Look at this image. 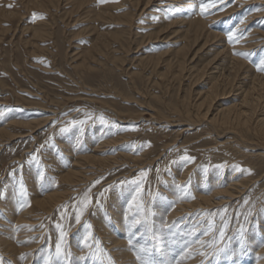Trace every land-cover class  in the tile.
I'll return each mask as SVG.
<instances>
[{"label": "rangeland", "instance_id": "obj_1", "mask_svg": "<svg viewBox=\"0 0 264 264\" xmlns=\"http://www.w3.org/2000/svg\"><path fill=\"white\" fill-rule=\"evenodd\" d=\"M183 1L0 0V130L15 137L8 142L11 136L0 134V240L8 238L13 247L0 244V264H123L127 258L112 253L122 239L140 264H157L161 244L183 243V232L202 237L203 249H193L195 264H251L264 256V237L258 234L264 231V149L244 128L236 127L248 144L208 124L219 108L239 103L249 80L243 75L228 86L222 79L211 97L205 94L211 72H196L218 55L221 41L230 46L236 40L249 45L239 50L248 56L245 70L264 81V0H195L204 14L198 9L194 16H205L208 31L222 38L198 41L189 52L192 62L172 73L162 61L181 43L180 25L158 31L183 12ZM160 54L159 65L145 64ZM258 91L253 120L264 116V86ZM203 98L209 114L194 117L196 110H207H195ZM188 114L192 119L186 121ZM26 121L33 125L22 126ZM82 154L103 162L91 163L76 184L62 181ZM213 172L220 179L210 186ZM228 179L248 185L227 199L217 192L229 186ZM53 189L64 198L48 205L43 200ZM195 190L204 193L201 199L214 191L221 196L214 193L213 202L203 204ZM172 208L181 213L170 217ZM25 210L26 221L18 222ZM114 214L118 220H111ZM127 228L135 236L120 235ZM174 257L173 264L184 263L183 256Z\"/></svg>", "mask_w": 264, "mask_h": 264}, {"label": "bare ground", "instance_id": "obj_2", "mask_svg": "<svg viewBox=\"0 0 264 264\" xmlns=\"http://www.w3.org/2000/svg\"><path fill=\"white\" fill-rule=\"evenodd\" d=\"M182 1V0H181ZM185 1V0H184ZM183 1V6L181 7L182 9H183V12L182 13H180V14H174V17H173V19H172V21H169L168 19L165 21V23H163V24H165V25H163L162 26V28L158 31V32H161V31H163V30H165L166 28H169V27H171V26H173L174 24H178V25H180L179 26V31L178 32H176V33H178V35L180 34V39H181V43H179V45H176V48H174L173 50H171L170 51V53H168V58L167 59H165L164 61H162L163 63H165V66L168 68V69H172L173 71H172V73H174V70L175 69H177V71H178V73H179V71H184V69H185V65L186 64H188V63H190V62H192V60H189V52H190V50H191V48L195 45V44H197V42L198 41H200L201 39H203L204 40V37H205V39H206V41H204L205 43L207 42V40L208 39H220L219 40V42L221 41V35H219V34H215V33H212L211 32V30H210V32L208 31V19L207 18H204L202 15L200 16V17H198V18H196L194 15L197 13L198 14V12H197V10L198 11H200V8H199V5H198V3H195V0H186L185 2ZM210 1V0H209ZM38 2V1H37ZM148 4V2L146 3V5ZM207 4L208 3H206V6H207ZM203 5V4H202ZM198 7V8H197ZM201 7V6H200ZM178 9H180V8H178ZM177 9V10H178ZM205 9H206V7H205ZM175 10V9H174ZM173 10V11H174ZM175 12V11H174ZM200 12H202L203 14H204V12L203 11H200ZM163 13V12H162ZM168 13V12H167ZM179 13V12H178ZM6 14V13H5ZM169 14V13H168ZM199 14H201V13H199ZM208 14V13H207ZM171 16V15H170ZM207 16V15H206ZM99 17H103V14H99ZM168 17V16H167ZM164 18H166V15L163 17V20H164ZM190 18H192V19H190ZM225 18V17H224ZM187 19H190V20H187ZM214 19H216V18H214ZM221 18H219V20H220ZM227 20V19H226ZM128 22L127 23H129L130 21L129 20H127ZM216 21V20H215ZM223 23V22H222ZM173 24V25H172ZM213 24V23H212ZM224 26V25H223ZM223 26H222V28H223ZM220 28V27H219ZM222 28H221V30H222ZM225 28V27H224ZM228 28V27H227ZM230 30V29H229ZM166 31V30H165ZM174 31V30H173ZM228 31V30H227ZM234 31V30H233ZM224 32V31H223ZM222 33V32H221ZM228 33V32H227ZM233 33V32H232ZM236 33V32H235ZM172 34V33H171ZM225 34H226V31H225ZM229 34H230V32H229ZM234 34V33H233ZM99 36L98 37H103V35L102 34H98ZM173 35V34H172ZM242 35V34H241ZM226 36V35H225ZM100 37V38H101ZM176 37V36H175ZM178 37V36H177ZM248 38H249V36H247ZM179 38V37H178ZM229 38V37H228ZM99 39V38H98ZM105 39V38H104ZM102 41V40H101ZM179 41V40H178ZM224 41V40H223ZM223 41H221V43H220V47H221V51L220 52H218L217 54V56H215L214 58H212L211 60H208V62H206V64H204L203 66H201L199 69L197 68V70H196V72L198 73V74H200V72H203V71H210L211 72V75H212V79H211V83H210V86H209V88H208V90L205 92V94H208V93H211V94H213L211 97H214V95H216V94H214L215 92L216 93H218V90L223 86L222 85V83L220 82V80H222L223 79V82L225 81V82H227V84H228V86H230L231 84L233 85V83L234 82H236V80L239 78V77H241V76H243V75H245L244 77H242L241 79L243 80V81H247L248 82V80H249V83H247L246 85L245 84H242V85H244V87L242 88V90H240L241 91V95H240V100H239V103H237V104H234V105H231V106H226V107H221V108H219L217 111H216V114H214V116L211 118L210 116H209V122H208V124H210V125H217V129L219 128L220 129V131L222 132V134L224 135V136H226V135H229V133H232L233 135L235 134V136L239 139V141H240V143H247V142H245V141H243L242 140V136L240 135V134H242V132L241 131H238L237 132V128L236 127H240V128H244V132H246L247 130H248V132H250V133H252L253 135L255 134V139H254V141H256V143L259 145V146H262V148L264 149V116L262 117L261 116V118L260 117H257V118H255L254 120H253V118L255 117L254 115H255V108H256V106H258L259 104H257L258 103V101L261 99L260 98V96H259V91H258V88H260V87H262V86H264V81H262V79L260 80V78L259 77H257V76H252L250 73H249V71L247 70H245V62H244V59H245V57H248V56H242L240 53L243 51H241V52H239V50L242 48V47H248L249 45H245L247 42H245V44L244 45H241V43L240 42H236V40H233V41H235V42H233L230 46H226L224 43H223ZM229 41V40H228ZM97 42H99V40L97 41ZM225 42H227V41H225ZM230 42V41H229ZM229 42H227V45H228V43ZM232 42V41H231ZM101 43H103V42H101ZM204 43V44H205ZM209 43V42H208ZM257 43V42H256ZM230 44V43H229ZM254 44V43H253ZM103 45V44H102ZM203 46V45H202ZM219 47V46H218ZM94 48L96 49V50H98L99 48H100V46L99 45H96L95 44V46H94ZM228 48V49H227ZM250 48V47H249ZM256 49V48H255ZM197 50H199V49H197ZM254 51V50H253ZM198 52V51H197ZM258 52V51H257ZM89 53H91V52H89ZM89 53H87V55H89ZM222 53H227V55L226 56H223V58H221V55H222ZM243 54V53H242ZM251 54H253V53H251ZM161 55L162 54H160V55H158V56H155V57H149V58H146L145 59V64L146 65H151V66H153V67H156L157 65H159L160 63H161ZM191 55V54H190ZM83 56V55H82ZM194 57H195V55H194ZM243 57H244V59H243ZM259 57V56H258ZM86 59H87V57H85ZM220 58V59H219ZM216 59H219V60H217L216 61ZM251 59H253V58H251ZM250 59V60H251ZM190 61V62H189ZM252 61V60H251ZM248 63H250V61L248 62ZM256 63V62H255ZM252 65V64H251ZM253 66V65H252ZM255 69V68H254ZM245 71V72H244ZM251 71V73L254 71H252V70H250ZM256 72V71H255ZM176 73V72H175ZM204 73V72H203ZM207 73V72H206ZM254 73V72H253ZM262 73V72H261ZM257 74V73H256ZM260 74V73H259ZM176 75V74H175ZM174 76V75H173ZM177 76V75H176ZM181 76V75H180ZM209 76V75H208ZM261 76V75H260ZM178 77V76H177ZM261 78H262V76H261ZM264 79V78H263ZM231 80V81H230ZM237 83V82H236ZM235 85V84H234ZM237 88V87H236ZM263 91H261L260 92V94L262 93ZM263 94V93H262ZM202 95H203V93H202ZM260 98V99H259ZM206 102H207V100L205 99V98H203V100L200 102V103H198V104H196L195 105V110L197 109V108H202V107H206L207 106V104H206ZM183 106H184V108H186V106H187V108L189 107L188 106V104L187 105H185V104H183ZM208 106H209V104H208ZM190 108V107H189ZM193 108H194V106H193ZM207 108V107H206ZM24 109V108H23ZM30 109V108H29ZM181 110H183V109H181ZM194 110V111H195ZM44 111V110H43ZM51 111V110H50ZM197 111V113H196V115H194V117H199V116H203V117H207V115L209 114V112H208V108H207V110H206V112L204 113L203 112V114L201 113L200 114V112H198V110H196ZM10 112V111H9ZM184 112H186L185 110H184ZM51 113V112H50ZM194 113V112H193ZM208 113V114H207ZM49 114V113H48ZM190 114H191V112H190ZM195 114V113H194ZM43 115V114H42ZM186 115H187V112H186ZM199 115V116H198ZM211 115V114H210ZM257 115V114H256ZM189 116H191V115H189L188 114V116L187 117H185V119H186V121H189V119H187ZM40 117V116H39ZM42 117V116H41ZM40 117V118H41ZM49 117H51V116H49ZM49 117H48V120H49ZM153 118V117H152ZM189 118H191V117H189ZM192 119V118H191ZM253 120V122L251 123V121ZM13 121V120H12ZM11 121V122H12ZM28 121V120H27ZM25 122V123H22V126H26V127H31L32 125H33V123H28V122ZM32 121V120H31ZM38 121V120H37ZM185 121V122H186ZM207 121H208V119H207ZM14 122V121H13ZM41 122V121H40ZM43 122H45V121H43ZM16 123H17V121H16ZM35 123V122H34ZM39 123V122H38ZM125 123H127V122H125ZM18 124V123H17ZM37 124V123H36ZM15 125V124H14ZM21 125V124H20ZM187 125V124H186ZM120 127H121V125H120ZM214 130H215V127L213 126L212 127ZM120 130H121V128H119ZM180 130H182V129H180ZM239 130V129H238ZM7 130H5L4 128L2 129L1 128V130H0V134H2L3 136L4 135H8V137H10L11 135L10 134H7L8 132H6ZM213 131V130H212ZM10 133V132H9ZM19 134V133H18ZM221 134V135H222ZM20 135H22V133L20 134ZM221 135H220V137H221ZM16 136V135H15ZM223 136V137H224ZM232 136V135H231ZM235 136H234V140H236L235 139ZM18 137H20V136H18ZM222 137V138H223ZM230 137V136H229ZM124 138V137H123ZM13 139H15V137H14V135L13 136H11L10 137V139H8V142H10V141H12ZM219 139V138H218ZM220 140V139H219ZM222 140V139H221ZM232 140V139H231ZM230 140V141H231ZM253 140V139H252ZM113 141L115 142V140L113 139ZM78 142V141H77ZM118 142V141H117ZM224 142V141H223ZM226 142L227 141H225V144H226ZM74 143V142H73ZM219 143V142H218ZM115 144V143H114ZM224 144V143H223ZM224 144V145H225ZM228 144H231V143H229L228 142ZM235 144V143H234ZM248 144V143H247ZM253 143H249V145L251 146ZM255 144V143H254ZM78 145V144H77ZM221 145V144H220ZM223 145V146H224ZM227 145V144H226ZM236 145V144H235ZM232 146H233V142H232ZM231 146V147H232ZM256 146V145H255ZM78 147V146H77ZM236 147V146H235ZM73 148V147H72ZM221 148H222V146H221ZM71 149V148H70ZM78 149V148H77ZM217 149V148H216ZM258 149V148H257ZM96 150V149H95ZM260 150V149H259ZM258 150V151H259ZM76 151V150H75ZM257 151V150H256ZM97 152V151H96ZM67 153H68V151H67ZM71 153V152H70ZM76 153H78L77 151H76ZM95 153V152H94ZM256 153V152H255ZM69 154V153H68ZM83 155V154H82ZM86 155V154H85ZM85 155H83V157L82 158H80V156H79V159L75 162V165H74V167L72 168V170H70V171H68V172H66L63 176H61V180L62 181H65V182H69V183H71V184H76V182H80V181H82V177L80 176V175H83L82 174V172L85 174L86 172H89L90 170H89V165L91 166V163H93L94 161H102L101 159H98V158H96V157H94V156H87V157H84ZM65 156V155H64ZM97 156V155H96ZM131 157V156H130ZM261 157V156H260ZM133 159H135V158H133ZM132 159V160H133ZM141 159H142V157H141ZM92 160V161H91ZM106 160H108V159H106L105 158V161ZM74 162V161H73ZM103 162V161H102ZM109 162H110V160H109ZM236 162V161H235ZM101 163V162H100ZM230 164V163H229ZM139 165V164H138ZM233 165V164H232ZM237 167V166H236ZM235 167V168H236ZM82 169V170H81ZM184 169H186V168H184ZM232 170V169H231ZM242 171V170H241ZM222 172H223V170H222ZM225 172H227V171H225ZM187 173H189V172H187ZM240 173V172H239ZM183 174V173H182ZM184 174H185V171H184ZM244 174V173H243ZM224 175H225V173H224ZM240 175H241V173H240ZM85 176V175H84ZM228 176H231V173L229 172L228 173ZM232 176L234 177V176H236V172H233L232 173ZM186 177V176H185ZM202 177V176H201ZM81 178V179H80ZM181 179H183L184 177H180ZM235 178H237V177H235ZM240 178V177H239ZM242 179H243V177H241ZM203 179V178H202ZM219 179H220V177L219 176H217L214 172L213 173H211V175H209V185L211 186V184H214V185H216V184H218V182L217 181H219ZM230 179V178H229ZM228 179V182H230L228 185V187L223 191V192H217V193H221V194H223L224 196H227V199L228 198H233L236 194H238L239 192H240V190H241V188H243L244 187V185L245 184H247L248 185V183H245L244 181H239V179H238V181L236 180V182L233 180V179H231V180H229ZM192 180V179H191ZM255 180V179H254ZM182 181V180H181ZM187 181V180H186ZM64 182V183H65ZM197 182V181H196ZM187 183V182H186ZM192 183V182H191ZM245 183V184H244ZM65 185V184H64ZM170 185H172V184H170ZM72 186H75V185H72ZM183 186V185H182ZM219 186V185H218ZM227 186V185H226ZM243 186V187H242ZM173 187V186H172ZM189 187H190V185H189ZM63 188V187H62ZM62 188H60L61 190H62ZM64 189V188H63ZM223 189V188H222ZM245 189H247L246 187H245ZM249 189V188H248ZM66 190V189H65ZM173 190V189H172ZM215 190V189H214ZM213 190V191H214ZM217 190V189H216ZM215 190V191H216ZM53 192H51L50 194H48L47 196H45V198H44V202L45 203H48V205L50 204V205H53V203H57V202H59V201H61L63 198H64V192H62V191H60V190H55L54 191V189L52 190ZM75 191V190H74ZM214 191V193L216 194V195H218L216 192ZM218 191V190H217ZM72 192V191H71ZM163 193H164V191H162ZM186 192H187V190H186ZM74 193V192H73ZM179 193V192H178ZM195 197L197 198H200L201 199V197H202V194H204V193H200L199 191H197V190H195ZM209 193V192H208ZM213 193V194H214ZM246 193V192H245ZM175 194V193H174ZM191 194V193H190ZM209 194H212V193H209ZM211 195L210 197H203V199H201V201L203 202V204H210V203H212L213 202V198H214V196L215 195ZM258 194V193H257ZM163 195V194H162ZM171 195V194H170ZM204 196V195H203ZM218 196H221V195H218ZM238 196V195H237ZM183 197V196H182ZM194 197V196H193ZM193 197H191V198H193ZM195 197L193 198V199H195ZM213 197V198H212ZM236 197V196H235ZM242 197V196H241ZM184 198V197H183ZM191 198H189L190 200H192ZM175 199H176V197H175ZM189 199H187V200H189ZM239 199V198H238ZM15 200V199H14ZM207 200L209 201V202H207ZM212 200V201H211ZM235 200V199H234ZM40 201V200H39ZM42 201V200H41ZM177 201V200H176ZM182 201V200H181ZM194 201H196V200H194ZM211 201V202H210ZM17 202V201H16ZM119 202V201H118ZM151 202V201H150ZM189 202V201H188ZM191 202H193V201H191ZM199 202H200V200H199ZM220 202H222L221 201V199H220ZM229 202V201H228ZM9 203V202H8ZM132 203H133V201H132ZM190 203V202H189ZM217 203V202H216ZM224 203V202H223ZM10 204V203H9ZM9 204L7 205L8 207L7 208H9V210H10V206H9ZM13 204H14V202H13ZM44 204V203H43ZM43 204H41V205H43ZM173 204V203H172ZM195 204V205H194ZM238 204H239V202H238ZM11 205V204H10ZM168 205V204H167ZM190 205V204H189ZM188 205V206H189ZM193 206H195V207H197V205H196V203L195 202H193V204H192ZM216 205V204H215ZM220 205V204H219ZM262 205V204H261ZM12 206V205H11ZM163 206V205H162ZM185 206V205H184ZM188 206H187V208H188ZM200 206H204V205H200ZM211 206V205H210ZM170 207V206H169ZM205 207V206H204ZM185 208V207H184ZM6 209V208H5ZM125 209V208H124ZM147 209V208H146ZM182 209V208H181ZM193 209H194V207H193ZM200 209V208H199ZM262 209V208H261ZM126 210V209H125ZM167 210H170L169 212L170 213H168L169 214V216L171 217V216H176V215H178L179 214V212H178V210L176 211V213H175V210H173V208L172 209H167ZM259 210V209H258ZM21 211V210H20ZM111 211V210H110ZM132 211V210H131ZM185 211V210H184ZM183 211V212H184ZM199 211V210H198ZM206 211V210H205ZM2 212V211H1ZM24 213L23 214H21L22 212H20V214H21V216L19 217V219H18V222H22L23 220L24 221H26V217H27V214L29 213L27 210H25V211H23ZM186 212V211H185ZM191 212V211H190ZM69 213V212H68ZM181 213V212H180ZM196 213V212H195ZM257 213V212H256ZM261 213V212H260ZM19 214V215H20ZM258 214H259V212H258ZM262 214V213H261ZM115 215V214H114ZM123 215V214H122ZM188 215H189V213H188ZM192 215V214H191ZM207 215V214H206ZM71 216V215H70ZM116 217H111V220H112V218H117V220H118V217H117V215H115ZM185 216V215H184ZM201 216V215H200ZM199 216V217H200ZM253 216V215H252ZM256 216V215H255ZM260 216V215H259ZM29 217V216H28ZM189 217V216H188ZM191 217V216H190ZM196 217V216H195ZM186 218V217H185ZM193 218V217H192ZM192 218H189V219H192ZM261 218V217H260ZM264 218V217H263ZM168 219V218H167ZM166 219V220H167ZM203 219V218H202ZM11 220V219H10ZM115 220V219H114ZM116 220V221H117ZM194 220V219H193ZM197 220V219H196ZM257 220V219H256ZM259 220V219H258ZM115 221V222H116ZM183 221V220H182ZM249 221H251V220H249ZM134 222V221H133ZM180 222H181V220H180ZM180 222H178V223H180ZM198 222H199V220H198ZM204 222V221H203ZM252 222V221H251ZM254 222H255V220H254ZM257 222V221H256ZM255 222V223H256ZM113 223V222H112ZM119 222H117V224H118ZM120 223L121 224H123V222H121L120 221ZM185 223H187V222H185ZM190 223H192V222H190ZM254 223V224H255ZM259 223H260V221H259ZM114 224V223H113ZM196 224H200V222L199 223H196ZM204 224V223H203ZM116 225V224H115ZM114 225V226H115ZM120 225V224H119ZM124 225V224H123ZM182 225V224H181ZM187 225V224H186ZM202 225V224H201ZM248 225V224H247ZM118 226V225H117ZM125 226V225H124ZM124 226H123V228H124ZM131 226V225H130ZM190 226V225H189ZM197 226V225H196ZM195 226V227H196ZM250 226H252V225H250ZM254 226V225H253ZM260 226V225H259ZM20 227V226H19ZM106 227V226H105ZM128 227V226H127ZM199 227V226H198ZM261 227H264V226H261ZM116 229H118L117 227H115ZM121 228V227H120ZM133 228V227H132ZM185 229H187L186 228V226L184 227ZM197 228V227H196ZM248 228V227H247ZM195 229V228H194ZM203 229V228H202ZM250 229H251V227H250ZM264 229V228H263ZM22 230V229H21ZM115 230V229H114ZM125 230V229H124ZM134 230V229H133ZM188 230V229H187ZM186 230V231H187ZM190 230V229H189ZM196 230V229H195ZM213 230V229H212ZM254 230V229H253ZM102 231V230H101ZM105 232H106V230H104ZM120 231H122L121 229H120ZM120 231H118L119 233H120V235H122V236H125V234H126V238H127V236L128 235H130L131 233V228L130 229H128L127 228V230L126 231H122V232H124V233H122V232H120ZM135 231V230H134ZM182 231H183V229H182ZM193 231V230H192ZM197 231V230H196ZM216 231V230H215ZM257 231V230H256ZM109 232V231H108ZM107 232V233H108ZM114 233H115V231H113ZM177 232V231H176ZM251 232H252V230H251ZM30 233V232H29ZM110 233V232H109ZM108 233V234H109ZM130 233V234H129ZM136 233V232H135ZM190 233H191V230H190ZM199 233H201V232H199ZM211 233V232H210ZM244 233H246V232H244ZM250 233V232H249ZM257 233H258V231H257ZM194 234H195V232H194ZM203 234V233H202ZM201 234V235H202ZM247 234V233H246ZM246 234H245V236L244 237H246ZM253 234V233H252ZM254 234H255V232H254ZM261 237H264V231L262 230V229H260V231H259V233H258ZM131 235H133V236H135V234L133 233V234H131ZM179 235H182V237H181V241L183 242V243H181V244H178L177 245V242H176V245L173 243H171V242H169L170 240H168V242H167V240H166V242H164V244H161V247L159 248V250H158V258L156 259V263L157 264H173L174 263V261L176 260L175 259V257L174 256H183V261H184V263L183 262H180V264H195L194 263V255L195 254H193V249H194V247H196L197 245L198 246H201V244L203 243V242H201V239H202V237L201 238H192L193 236H192V233L189 235L188 234V232L186 233V232H183V234L181 233H179ZM188 235V236H187ZM209 235V234H208ZM213 235V234H212ZM235 235V234H234ZM33 236V235H32ZM113 236V235H112ZM195 236V235H194ZM197 236H199L198 235V232H197ZM196 236V237H197ZM211 236V235H210ZM241 236V235H240ZM183 237H185V238H183ZM212 237V236H211ZM235 237V236H234ZM243 236H241V238H242ZM243 237V238H244ZM251 237V236H250ZM257 236H255V238H256ZM31 238V237H30ZM38 238V237H37ZM115 238V237H114ZM113 238V239H114ZM168 238V237H167ZM171 238V237H170ZM204 238V237H203ZM243 238L241 239V240H243ZM249 238V237H248ZM180 239V238H179ZM250 239V238H249ZM257 239V238H256ZM256 239H255V242H256ZM175 240V239H174ZM178 239H176V241H177ZM214 240V239H213ZM246 240H248L247 239V237H246ZM261 240H264V239H261ZM127 241H128V239H127ZM207 241V240H206ZM254 241V240H253ZM257 241H259V240H257ZM118 242V243H117ZM117 242H115V243H117V245L115 246V251L113 250V252L112 253H114L113 255L115 256V257H119V260H122L121 258H127L126 260H124V261H122L123 262V264H140L139 262L140 261H137V259H136V253L131 249V248H129V246H127L126 245V243L124 244V239H122V240H118ZM262 242V241H261ZM264 242V241H263ZM138 243V242H137ZM208 243H209V241H208ZM232 243V242H231ZM246 243V242H245ZM248 243V242H247ZM253 242H252V240L250 241V245L252 244ZM0 244L2 245V246H4V248L6 249V250H13V247H12V244L9 242V240H8V238H3V239H1L0 240ZM210 244H212V243H210ZM209 244V245H210ZM236 244H237V242H236ZM242 244V243H241ZM258 244V243H257ZM256 244V245H257ZM209 245H205V246H209ZM97 246V245H96ZM211 246V245H210ZM252 246V245H251ZM133 247V246H132ZM173 247V248H172ZM204 247V246H203ZM15 248V247H14ZM114 248V247H113ZM198 248V247H197ZM196 248V249H197ZM201 248H202V246H201ZM234 248V247H233ZM232 248V249H233ZM237 248V247H236ZM247 248V247H246ZM250 248V247H249ZM255 247H252V249L250 248V250H252V251H254L255 249H254ZM135 249V248H134ZM203 249V248H202ZM201 249V250H202ZM207 249V248H206ZM237 249H239V248H237ZM236 249V250H237ZM230 250V249H229ZM243 250V249H242ZM244 250H245V248H244ZM247 250H249V249H247ZM15 251V250H14ZM172 251H174V252H172ZM235 251V250H234ZM257 251V250H256ZM263 251V252H262ZM262 251H260L261 253H264V249L262 250ZM111 252V251H110ZM223 252V251H222ZM255 252V251H254ZM176 253V254H175ZM213 253V252H212ZM238 253V252H237ZM249 253V252H248ZM76 254V253H75ZM197 254V253H196ZM234 254H235V252H234ZM233 254V255H234ZM254 254V253H253ZM239 255V254H238ZM237 255V256H238ZM249 256V255H248ZM255 256V255H254ZM121 257V258H120ZM226 257V256H225ZM251 257V256H250ZM249 257V258H250ZM118 259V258H117ZM187 259V260H186ZM226 259V261H227V258H225ZM238 259V258H237ZM247 259V258H246ZM186 260V261H185ZM199 260V259H198ZM232 260V259H231ZM188 261V262H187ZM229 261V260H228ZM240 261V260H239ZM117 262V261H116ZM177 262V261H176ZM224 262V261H223ZM230 262V261H229ZM233 262V261H232ZM242 262V261H241ZM245 262V261H244ZM154 263V262H153ZM203 263V262H202ZM227 263V262H226ZM145 264H146V262H145ZM150 264H152L151 262H150ZM198 264V263H197ZM229 264V263H228ZM236 264H240L239 262H237ZM251 264H264V256L263 257H261V258H259V259H257V260H255V259H253V261L251 262Z\"/></svg>", "mask_w": 264, "mask_h": 264}, {"label": "snow or ice", "instance_id": "obj_3", "mask_svg": "<svg viewBox=\"0 0 264 264\" xmlns=\"http://www.w3.org/2000/svg\"><path fill=\"white\" fill-rule=\"evenodd\" d=\"M229 40H230V41L232 40V36H231V35H229ZM261 64L264 65V61H261ZM261 70H264V69H261ZM184 159L187 160V159H190V158H188V157H184ZM85 207H87V204H85ZM79 219H80V216L77 215V217H76L77 222H79ZM221 236H223V233H221ZM57 252H58V253L60 252V246H59V244L57 245Z\"/></svg>", "mask_w": 264, "mask_h": 264}]
</instances>
